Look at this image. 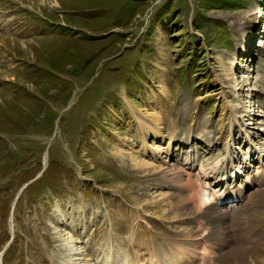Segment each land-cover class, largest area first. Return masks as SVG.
<instances>
[{"label": "rangeland", "instance_id": "1", "mask_svg": "<svg viewBox=\"0 0 264 264\" xmlns=\"http://www.w3.org/2000/svg\"><path fill=\"white\" fill-rule=\"evenodd\" d=\"M46 1L0 0V264H148L180 254L176 264H264V182L225 218L204 215L210 206L195 218L152 203L180 193L166 168L184 174L197 153L207 169L231 138L242 153L256 143L242 111L232 120L231 93L219 83L230 59L251 84L264 75L255 47L264 32L252 34L249 51L228 19L261 1ZM262 90L253 86L255 100ZM223 172L231 177L229 165ZM79 220L88 230L73 260L63 243L80 233ZM215 234L230 245L217 247ZM233 245L247 248L242 258L223 256ZM201 246L209 253L188 263Z\"/></svg>", "mask_w": 264, "mask_h": 264}, {"label": "bare ground", "instance_id": "2", "mask_svg": "<svg viewBox=\"0 0 264 264\" xmlns=\"http://www.w3.org/2000/svg\"><path fill=\"white\" fill-rule=\"evenodd\" d=\"M51 1H53L54 4L56 3L55 0H50L49 2ZM260 1L261 3L259 5L255 7H250V9H248L245 13L228 17L231 27L235 30V32L243 38L244 42L246 39L248 40V42H246V47H249V51H252V49H250L252 47V43L249 42V38L252 36V38L255 39V36H253L252 34L255 35L256 31H258L259 34H261V32H264V29L262 30V28H264V8H261V6H263L264 4V0ZM254 10L257 11L254 12ZM256 42L260 43L259 45H256L255 43V47L258 48L259 54H264V46L262 44L264 40H262V36L257 39ZM244 51L247 53L248 49L244 48ZM227 59L230 58L227 57ZM234 60L235 59L229 60V69L227 70L226 67L224 68L227 72L224 73V75L226 76V78L224 79L225 81L220 82L219 84H221L222 87H226L231 93L232 98L227 100V105L229 108H231L232 120L237 117V110L242 111L243 116L246 117V120H250L249 124L251 125H248L250 126L248 127V132L250 133L249 135H253L254 137H256V143L251 144V141L249 143H245L243 145L245 152L242 153L238 150L239 147H233L234 150H232V145L235 143L234 138H231L230 142L224 148L223 157L207 169L195 163L198 157L193 156V154L190 155L192 156V160H190L189 166L185 170L184 174H178V171H174L173 168H166V172L168 173L169 179L171 181L173 180V185L179 187L180 193L175 195V200H172L171 197H160L159 199H154L152 203L157 205H165L166 207L168 206L166 209L171 210L172 212L174 211V216L177 215V209H179V207H183L187 215L193 214L192 216L196 218V216L198 215V213H200L202 209H204L206 206H210L213 207L212 211L202 212L204 215H213L216 217L223 216V218H225L228 214H233L235 211H237L236 206L234 205L235 202H233V200L231 199L233 196L232 194H235L233 198H236L238 201L244 203L250 198L256 197L257 195L262 193V187L264 182V75L260 76L259 80H256V82L254 81L253 84H251V82H249L250 71H248L247 68H241L238 72V75H234V72H232V64ZM224 83L226 86H223ZM259 83H262L263 90L261 91L260 96L258 97L259 101H257L254 99L255 96H253L252 90L253 86L256 87ZM254 110H260L261 115H259L258 112H254ZM135 118L144 131L146 130L153 132L156 136V139H158L157 137L162 136L157 134L159 133L158 124H155V126L153 127L152 125H150V123L148 124L142 121L139 116H135ZM174 139H176L177 143H185L188 141L184 140L189 139V137H186L183 134H177ZM205 140L208 143L207 147L213 148V144L210 145V143L213 142V138H211L210 134ZM141 141L144 146L146 144L145 133L143 134ZM162 150V148H158L157 150H155V154L162 155ZM190 150L196 151L197 149ZM238 153H242L244 155V161H242L241 164L239 163L240 165H236V169H232V164H228L225 158H234ZM255 155H257V157ZM206 160L207 159H205V161ZM255 160L258 161V163L252 169L250 167V163H253ZM162 162H164L163 158ZM228 165L230 166V175H234V177L232 178L233 181L228 182L230 180V178H227L228 174L226 175L225 181L224 178L221 177V182L223 181L222 188V183L220 185V180H212V176L215 175L220 169H227ZM134 166L137 169L141 170L146 166V163L143 161H136ZM243 172L245 174L244 176L242 175ZM164 173L165 172H163L162 174ZM224 203H226V206L230 209L220 207V205ZM72 221L74 222V220ZM61 222H64V220H61ZM80 222L81 220H79L76 225L80 224ZM199 229L200 228H198V231ZM79 230V234H73L68 232V234L70 235H68L66 241L63 240L64 242H66L63 244H66V250L68 254L74 257L73 260L78 259L75 258V256L82 255V252L84 251L82 248H80L81 251L76 248L75 244L83 243L82 239L86 235L88 230L86 222H84V224L82 225L80 224V227L77 226L74 229V231L76 232H78ZM198 231L197 233L199 237L201 236L200 238L204 239L203 235L206 233V229L201 230L203 232L202 234H199ZM220 236L221 235L217 234L214 235L215 245L217 247L223 246V248L228 247L230 245L229 237L227 239L226 237L223 239ZM198 242V239L194 240L195 244H198ZM200 249V251L195 252L194 256L190 255L191 253H189L188 256H184L187 258H191L188 263L196 259H203L205 255L209 253L208 247L206 248L201 246ZM246 251L247 248L245 247H237L233 245V247L229 250H227L226 248L222 254L226 257L236 255L237 257L242 258V256H244V252ZM174 259L171 256H167L165 258L155 256L154 258H151L150 261H148V264L180 263L182 261L181 254ZM138 262L139 258L137 257V259L134 260L131 264H141ZM72 264H76V262H73Z\"/></svg>", "mask_w": 264, "mask_h": 264}, {"label": "trees", "instance_id": "3", "mask_svg": "<svg viewBox=\"0 0 264 264\" xmlns=\"http://www.w3.org/2000/svg\"><path fill=\"white\" fill-rule=\"evenodd\" d=\"M232 2H233V0L226 2V4L229 5ZM223 32L226 33L225 28H224ZM228 39H229V36L227 34L223 35V40H225L227 42V41H229Z\"/></svg>", "mask_w": 264, "mask_h": 264}]
</instances>
